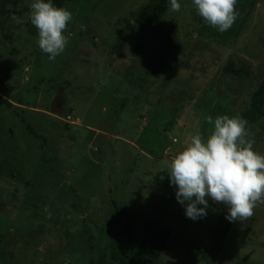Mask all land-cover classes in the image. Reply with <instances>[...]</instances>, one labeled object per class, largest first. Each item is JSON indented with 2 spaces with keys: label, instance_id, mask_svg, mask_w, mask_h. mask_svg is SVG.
<instances>
[{
  "label": "rangeland",
  "instance_id": "obj_1",
  "mask_svg": "<svg viewBox=\"0 0 264 264\" xmlns=\"http://www.w3.org/2000/svg\"><path fill=\"white\" fill-rule=\"evenodd\" d=\"M154 1L65 3L73 19L55 60L27 14L3 19L0 264H115L127 229L131 250L149 225L167 237L156 264H264V203L230 222L227 206L209 199L194 221L167 173L194 136H209V116L243 117V139L264 155V116L250 107L264 79V0H238L223 33L192 0L139 28L135 14ZM33 2L6 7L30 12ZM112 201L124 208L119 226Z\"/></svg>",
  "mask_w": 264,
  "mask_h": 264
},
{
  "label": "clouds",
  "instance_id": "obj_2",
  "mask_svg": "<svg viewBox=\"0 0 264 264\" xmlns=\"http://www.w3.org/2000/svg\"><path fill=\"white\" fill-rule=\"evenodd\" d=\"M237 0H192L193 7L203 21L223 33L234 24ZM178 0H169V12H179ZM38 32V47L55 60L65 50L68 40L62 35L72 21V13L55 7L51 0H35L27 14ZM16 24L21 17L13 16ZM214 129L203 140L200 135L178 153L168 169L170 184L175 186V198L185 205L187 218L197 220L207 215L208 200L227 206L226 219L243 221L253 216L257 202L264 203V155L253 151L254 141L243 139L247 135V120L241 116H217ZM237 142H239L238 146ZM198 205L202 207H198Z\"/></svg>",
  "mask_w": 264,
  "mask_h": 264
},
{
  "label": "trees",
  "instance_id": "obj_3",
  "mask_svg": "<svg viewBox=\"0 0 264 264\" xmlns=\"http://www.w3.org/2000/svg\"><path fill=\"white\" fill-rule=\"evenodd\" d=\"M74 1L79 0H51V3L55 7L63 8L65 3ZM8 2L9 0H0V26L3 19L7 15H26L29 13L28 8L19 10L8 9L6 7ZM45 2H48V0ZM168 7L169 0H155L152 5L141 8L137 11L133 19L134 23L141 29L152 26L167 13ZM226 70L230 72V65H228ZM240 72L241 71H234L235 74H239ZM263 104L264 79L250 100V107L252 109L253 116H264V110L262 107ZM28 132L29 134L36 136L33 129L28 128ZM112 205L114 208V223L119 226L124 213V208L114 201H112ZM74 206L78 207L76 204ZM130 241L131 229H127V238L125 241L122 243H116L115 246H119V248H115V251L113 250L111 252V259L112 261H115V264H156L159 256L165 250L167 237L161 229L154 225H149L145 226L142 230V238L139 242L138 248L127 250V245L130 243Z\"/></svg>",
  "mask_w": 264,
  "mask_h": 264
}]
</instances>
